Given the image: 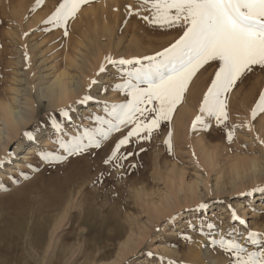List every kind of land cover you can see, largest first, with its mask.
I'll return each mask as SVG.
<instances>
[{
  "label": "rangeland",
  "instance_id": "obj_1",
  "mask_svg": "<svg viewBox=\"0 0 264 264\" xmlns=\"http://www.w3.org/2000/svg\"><path fill=\"white\" fill-rule=\"evenodd\" d=\"M7 1L0 0V67L2 70L0 75V96L2 95L1 97L3 99L4 97L7 98L8 96H11L8 95L10 94V91H7V89L9 88L10 84H12L10 79L14 75L13 73L16 70H18V72H22V70H24V67L22 66L20 67L19 65H16L18 68L17 69L16 66L11 65L12 62L17 59L16 56H18L19 53L16 51L19 41L17 37L14 36V32L12 33V30L16 28V25L19 23V21L16 17H14L12 11H14L15 8L11 9L10 4L12 7L16 6V8H18L17 4L20 2V0H14L15 2H13V0ZM23 2L25 4L24 6L28 7L26 14H28L27 17L29 16L30 19H32V17L35 16L38 11L39 13L44 11L43 15L35 21L36 23L34 22L35 24H31L29 28L24 27L20 30L18 28L17 30H14H19L20 34L23 36L24 33L28 32V34L24 36L25 40L22 39L23 37L21 36V40L24 42H26V39L28 40V38L29 40H37L38 42L44 39V42L40 44L41 47L39 46V49L40 51H43V58H46V60L44 61L45 63L43 62L44 64L39 63V60H42V58L39 54H37L39 56H36L38 59H36L35 65L38 67L34 69V71H37V74H40L41 77H43V74L47 75L48 77L46 76L45 80L41 79L43 81L40 82H45L46 79H50L55 69L58 67L62 68L65 65L71 74H75L77 72L76 69L70 67L67 64V56L70 54V52L72 53V49L75 44L74 42L77 41V39H85L86 41L88 40L85 38L86 35L83 36V34L88 33L89 38L96 42H94L96 45L92 47L90 46L88 51L90 54V60H92L96 66L94 69V74L91 75V81L93 79H100L104 84H111L114 82L111 75L97 76L101 64H107V61L105 60L106 56L112 55L113 59H119L121 57L124 59H130L132 56H151L155 54L156 51H161L164 47H167L175 40V38H178L180 35L179 30H161L149 26L145 21L136 15H126V6L131 5L133 10H135V8L138 6V0H89L88 3L80 7L75 17L68 21L67 36L64 35L63 28H54L50 24L43 23V21L47 19L51 12L55 10L61 0H41L39 4H37V0H24ZM44 6L48 8L44 10ZM32 8L39 9L37 11H32ZM28 11H32L34 15L30 16L31 13L29 14ZM97 11H99V14H97L99 18L95 16ZM101 13L103 15H101ZM86 16H88L87 19H85ZM24 17H26L25 14ZM89 18L91 20H89ZM94 18L96 21L93 20ZM23 20L26 21V18L21 20L22 24L24 23L25 25L26 22H23ZM13 22H16V25L13 24ZM87 22L91 25H88ZM94 22L97 23L95 24ZM101 22L103 23L101 24ZM105 25L109 26H107L109 28L107 32L109 33L102 32ZM96 26L97 30L95 29ZM7 29L11 30L8 31ZM97 31L100 32L101 35L98 34ZM169 35L171 36L169 37ZM28 36L33 37L30 39ZM155 36H158V40L155 38ZM160 36L163 40L159 38ZM109 38L111 41H113L110 42ZM118 39L122 41V43H120L121 47L129 45V42L131 45V42L134 43L133 41L137 40L139 46H142L140 47L142 49L140 51L141 53L137 54L140 56L126 54L121 55L117 53L116 49L113 47ZM87 42L89 44V41ZM98 42L103 44L108 43L106 46L107 48ZM129 49L132 50L133 48ZM93 50H95V52ZM93 52L95 54H93ZM49 57L50 60H48ZM216 67H218L217 64L210 63L209 65L204 66V68L201 69L193 78L192 83L194 84H191L190 89L194 92V95L197 94L196 97H198L190 105V109L193 111H190L189 109V112L186 113V116L187 114L189 116L191 113L190 117L192 118L190 119V125L192 124L191 120L199 112L197 105H200L199 100H202L203 93L207 90L208 85L211 83V77L214 75ZM197 82L198 84L195 85ZM21 84V88L24 87L23 83ZM87 90V93L91 91V94L97 97L99 100L119 102L124 98L122 93L113 91L111 88L106 95L101 94L99 92L98 86L95 85L91 88V90L89 87ZM262 90H264V71H260L259 68H256L252 73L247 74L241 81H239L228 94V128L231 129L232 125H237L234 135L230 141L227 139V133L223 127H218L214 119L209 121L210 128L208 130H204L205 133H207L205 141L207 146L213 147L214 162H212L215 164L213 166L215 169L205 164L203 155L200 153V149H198V143L196 142V146L194 144L196 141L195 139H197V141L199 139V135H197L199 132L197 130H191V126L189 125V129L187 126V131L183 133V137H185L180 143H178L173 138L172 128L170 129L172 133L171 139L173 138L171 141L176 142H173V144L171 142L172 147L171 151H169L164 144V140L168 135L169 128L171 127V125L168 123L167 126L169 127L165 129L166 131L161 130L163 129V124L165 125V123H163L159 129L153 132V139L151 138L150 140H144L138 144L128 146L126 149H122L127 151H133V149H135L139 153L136 156L130 157L127 162H125L124 168L118 169L113 168L111 165L103 164V160L110 153L115 142L122 135L126 134L127 129L124 128H122L119 132L111 133L109 139L102 143L100 149H92L87 154L77 157H70L66 162L58 166L53 167L41 164L38 168L33 167L26 169V175H20V173L16 171L17 167L13 166V161L10 164L5 165L10 167L13 166L12 170L14 172H8L12 174L11 176H9L8 173H5L4 176L0 175V181H2L8 189L7 191L0 190V264H167L169 259L175 260L177 262H183V264H228L229 257L219 248L214 249L212 246L208 245L205 234H196L194 232H190L189 234L193 237L191 241H185L178 235V230H183L185 224L189 220L195 218V213H182V215L178 218V221L173 225H167L165 224V221H167L168 217L172 216L174 213H177L181 209L194 207L195 205L206 201L210 205L207 216L217 224L218 230H227L230 227H234L239 233H243L244 235H246V229L264 233V211L260 212V214L255 212V209L260 207V204H256L260 203L261 201L256 202L252 200L250 196L237 195L238 193L245 192L246 190L252 189L257 185H264V178L253 184L244 182L246 183L244 186L232 188L230 181L232 180L231 176L233 174L229 168V164L235 156H239L244 159L250 158L252 156L262 160L264 159V144L260 142L264 140V121L262 120L264 114L258 113L255 120H253L251 117V109L258 100L259 94ZM75 102L76 101H72L68 103L66 107H63L67 108L71 105L74 109L72 112L73 126H70V132L76 131V128L74 127L75 125L94 126V122L88 119H82L83 117H87L89 113L95 112L96 114L105 115V118H107L106 114L97 105L90 103L85 106L76 104ZM61 107L51 109L47 108V102L44 101L42 106H37L35 117L33 121L30 122L29 129H34L39 122L48 120L50 114L59 118V110L62 109ZM178 107L180 106L178 105ZM176 113H174V115ZM245 121L250 122L252 125L251 129L249 127L243 126ZM80 130H82V128ZM185 133L187 136L184 135ZM212 133L215 136H213ZM159 134L163 136L161 137ZM50 136L54 141L55 137L53 136L49 123V126L46 127V130L40 136L39 143L42 148H57V145L50 140L47 143L48 146L41 142L43 139H48ZM18 138L20 141H22V148L18 150V152H22L25 146L34 145L29 143L22 134H20ZM158 142H160V144ZM144 143L147 144L146 149L144 148ZM141 148L144 149V151H139ZM32 155V159L29 158V161H31L33 165L39 163L36 156H34V153ZM156 156L157 161H154L156 160ZM19 161H21V159ZM154 162L158 163L157 167ZM133 163L136 165V167L129 171L128 165ZM151 163H153V165ZM169 163H174L176 165L177 172L180 170L184 172L185 181H191L193 178H195L196 174L199 173L208 180V184L211 187L214 186L216 174L220 170V172L222 171L221 175H223L222 183L225 184L226 189L222 192L220 191L219 193L212 190L211 193L204 195V197H202L200 200L195 202L181 203L174 207L172 213L167 214L163 218L152 219L150 223V213L148 212L150 209L145 208L148 205H146V203H144V201L141 199L140 201H137L139 197L137 195L135 196L134 194H136V189L139 185V187L145 186L143 189H145L146 193L148 192L147 194L150 200L149 202H151V200L157 202L159 199L158 191L159 193L161 191H165V186L167 187L165 180L166 178L163 173L165 172L164 170L166 169L167 165H169ZM22 169H25V165ZM0 171H3V168H0ZM102 171L105 172V178L103 179V182H99L98 177ZM109 172L111 173L110 175H108ZM65 175H67V177ZM155 175L159 177L157 178ZM84 178H87L88 180L86 179V181ZM78 183L84 186L80 188ZM200 188L204 193V188L202 185ZM257 194L260 193H254L253 195ZM63 195L65 197H63ZM151 196L152 198H150ZM60 197H62V199ZM42 200L44 202H42ZM58 201L61 205H58ZM71 202L73 203V206ZM67 203H70L71 205L69 204L66 209V219L67 216H75L79 211H81L78 208V204H80L84 207V212H82L84 213L86 220L85 223L80 226L74 224L75 222L72 223V226L66 221V219L62 221V227L60 226V228L56 231V233H54L52 237L55 239H60V247L58 248L59 250L56 249L52 254L51 244L48 246L49 231L54 219L62 215V213L65 211ZM239 204L241 205L237 206ZM229 205H231V209L229 208ZM232 209H234L242 219L247 221L246 226H241L238 222L231 220ZM126 216L129 218V220L126 218ZM129 221H134L135 223H131L136 230L138 229L137 232H141L140 240L137 243V247L133 245V250L128 252L123 259H119L116 256L118 251V241L123 239V237L120 236L125 234L128 224L130 223ZM78 227H81L80 231ZM158 227L160 228V231H157ZM106 229L109 231L106 232ZM75 231L78 233L76 234ZM240 238L243 240L242 236ZM81 242H83V245ZM246 246L249 247L250 250H255V248L259 247L253 245ZM149 251L155 253L156 256H147L146 253Z\"/></svg>",
  "mask_w": 264,
  "mask_h": 264
},
{
  "label": "snow or ice",
  "instance_id": "obj_2",
  "mask_svg": "<svg viewBox=\"0 0 264 264\" xmlns=\"http://www.w3.org/2000/svg\"><path fill=\"white\" fill-rule=\"evenodd\" d=\"M41 0H37L39 4ZM89 0H61L54 11L43 21L54 28H63L68 35V21L75 17L80 7ZM126 15H136L149 26L161 30H179L180 35L167 47L151 56L134 57L132 59H113L105 57L107 64H101L97 76L111 75L113 83L104 84L100 79H93L89 89L98 86L101 94H107L109 89L123 94L119 102L99 100L89 91L80 100L79 105L93 103L106 114L89 113L88 119L94 126L75 125L76 131H69L73 126V107L59 110V118L49 115L48 120L41 121L34 129L23 132L24 138L35 145L34 155L39 163L24 161L25 169H16L20 175H26V169L45 166H58L70 157L89 153L92 149H100L102 143L109 139L113 132L127 129L112 147L103 160L104 165L113 168H124L130 157L139 153L122 150L144 140H150L153 132L167 122L169 125L174 113L186 97L187 92L197 73L210 63H215L211 83L203 93L199 112L192 120V130H208L210 120H215L218 127H223L230 141L237 125L228 128V94L234 86L247 74L256 68L264 71V0H138V6L133 10L126 6ZM28 33H24L27 35ZM24 58L28 60L25 51ZM111 70V71H110ZM118 81V82H115ZM259 114H264V90L251 109L253 120ZM53 138L48 139L57 145L56 149L42 148L39 140L49 126ZM245 127L251 129L249 121ZM82 128V130H80ZM171 130L164 144L171 151ZM259 139V138H258ZM264 144V140L260 141ZM144 151V149H139ZM17 153L9 150L0 157V168L10 164ZM136 165H128V170ZM111 173L109 172L108 175ZM11 176V173H8ZM105 172L99 174V182H103ZM0 190L7 191L0 181ZM254 193H264V185L240 192L239 196H252ZM209 203L201 202L194 207L181 209L168 217L165 224L173 225L184 212L195 213V218L189 220L178 235L185 241L193 239L190 232L205 234L206 242L214 249L219 248L228 257V264H264V233L246 229V235L239 233L234 227L218 230L217 224L207 213ZM231 209V205H229ZM231 220L246 226L242 219L232 209ZM160 231V228H157ZM243 237L241 240L240 237ZM246 245L259 246L250 250ZM147 256L155 257L153 252ZM167 264H183L169 259Z\"/></svg>",
  "mask_w": 264,
  "mask_h": 264
},
{
  "label": "bare ground",
  "instance_id": "obj_3",
  "mask_svg": "<svg viewBox=\"0 0 264 264\" xmlns=\"http://www.w3.org/2000/svg\"><path fill=\"white\" fill-rule=\"evenodd\" d=\"M7 1V0H6ZM12 1V0H10ZM24 1V0H23ZM22 0H20V2L17 4L18 8L12 7L11 9L15 8L13 12L14 17L17 18V20L19 21V23L16 22L13 24L16 25V28L12 30V33L14 32V36L17 37L18 39V46H17V52L18 56L17 59L12 62L11 65L16 66L19 65L20 67H24L22 70V72H18V70H16L13 74V76L11 77L10 81H12V84H10L9 88L7 89V91L9 90L11 95L9 98L4 97V99L0 96V157H4L6 155V153L11 150L15 153H17V156L15 157V159L13 160L12 164L13 166L17 167V169H22L24 167V161H29L30 159H32L31 157L33 156L32 154L35 151V145H28L25 146L22 152H18V150H20L22 148V141L19 140L18 136L20 134H23V132L27 129H29V125L30 122L33 121L35 114H36V109L37 106L43 104V102H47V108H63L66 107V105L70 102H74L79 100L80 98H83V96L85 94H87V89L89 87L90 81H91V75L94 74V69L96 68V66L94 65V62L92 60H90V54H89V49L90 46H94L96 45L95 41H93L92 39L89 38L88 33L83 34L86 35L85 38L88 39L87 41L83 39H77V41H75L73 49H72V53L70 51V54L67 56V64L70 67H73L74 69H76V73L71 74L68 71V68L66 67V65L64 67H58L57 69H55L50 77V79H46L45 82H40L45 80L46 76L45 74H43V77H41L40 74H37V71H34V69H36L38 66L35 65L36 64V56H41L42 60H39V63H43L46 58H43V51H40L39 46L42 42H44L43 40H40L39 42L36 41H32L29 40L28 36V40L26 39V42L21 40V36L23 37L22 39H24V36L26 35H21L19 30L21 28H29L31 24H33L36 20H38L42 15L43 12L38 11L35 12L37 14H35V16L32 17V19H30V17L26 14V10L28 7L24 6V2ZM13 2H15L13 0ZM8 3V1H7ZM6 3V4H7ZM5 4V3H4ZM15 4V3H13ZM8 6V4H7ZM6 6V7H7ZM28 6V5H27ZM36 7V6H35ZM44 10L47 9L48 7L44 6ZM96 7V6H95ZM37 8V7H36ZM53 8V7H52ZM106 8V7H105ZM2 9V8H1ZM32 11H37L38 9H34L32 8ZM41 9V8H40ZM97 9V8H96ZM9 10V9H8ZM30 10V9H29ZM94 10V9H93ZM99 10V8H98ZM32 11H28V13L32 16L34 15L32 13ZM49 11V10H48ZM9 12V11H8ZM99 11L96 12V15L98 18L99 16L97 14ZM102 12V11H101ZM24 14L26 15V17H24ZM95 14V13H93ZM104 14V12H103ZM101 13V15H103ZM4 15V14H2ZM107 15V14H106ZM11 16V15H10ZM105 16V15H104ZM3 17V16H2ZM13 17V16H12ZM24 17V18H23ZM88 16H86L85 19H87ZM90 17V16H89ZM94 17V16H93ZM26 21L23 20V22H26V24L24 25V23L22 24L21 20L25 19ZM106 18V17H105ZM104 18V19H105ZM30 19V20H28ZM2 20V19H1ZM89 20H91L89 18ZM94 21L95 18L93 19ZM100 20V19H99ZM103 20V19H102ZM87 21V20H86ZM98 22V21H97ZM96 22V23H97ZM107 22V21H106ZM105 22V24H106ZM36 23V22H35ZM34 23V24H35ZM95 23V22H94ZM95 23V24H96ZM103 22H101L102 24ZM88 25H91L87 22ZM109 25V24H108ZM107 25V26H108ZM86 26V25H85ZM98 26V25H97ZM97 26L95 27V29L97 28ZM105 25V27H101L103 28L102 32L105 33H109L107 32L109 30V26L107 27ZM136 26V25H135ZM17 28L19 29L18 31H14L17 30ZM100 28V26H99ZM135 28V27H134ZM8 30V29H7ZM11 30V29H9ZM8 30V31H9ZM79 30V29H78ZM97 30V29H96ZM95 30V31H96ZM99 30V29H98ZM139 30V29H138ZM93 31V30H92ZM94 31V32H95ZM100 31V30H99ZM88 32V31H87ZM98 32V31H97ZM96 32V33H97ZM142 32V31H141ZM9 33V32H8ZM28 33V32H27ZM83 33V32H82ZM85 33V32H84ZM145 33V31H144ZM10 34V33H9ZM98 34H100V32H98ZM104 34V33H103ZM102 34V35H103ZM175 34V33H173ZM88 35V36H87ZM101 35V34H100ZM136 35V34H135ZM140 35V34H139ZM144 35V34H143ZM6 36V35H5ZM92 36V35H91ZM106 36V35H105ZM171 35H169L170 37ZM13 37V36H12ZM33 37V36H31ZM30 37V39H31ZM109 37V35H108ZM168 37V36H167ZM93 38V37H92ZM155 38H157L158 40V36ZM154 38V39H155ZM161 40H163L161 38V36L159 37ZM16 39V38H15ZM108 39V38H107ZM110 39V38H109ZM120 39V38H119ZM114 44V47L117 51V53L123 55H137L138 53H141L140 51L142 50L138 44L137 40H134L131 45L129 42V45L127 46H122L120 45V43H122L121 40H119ZM176 39V38H175ZM25 40V39H24ZM133 40V37H132ZM160 40V41H161ZM3 41V40H2ZM1 41V42H2ZM12 41V40H11ZM113 41V40H112ZM110 39V42H112ZM165 41V40H164ZM162 41V42H164ZM170 41V40H169ZM5 42V41H4ZM95 42V43H94ZM156 42V41H155ZM17 43V42H15ZM101 43V42H98ZM114 43V42H113ZM125 43V42H124ZM166 43V42H165ZM103 44V43H101ZM112 44V43H110ZM155 44V43H154ZM169 44V43H168ZM108 45V43L103 44V46H105V48H107L106 46ZM123 45V44H122ZM162 45V44H161ZM9 46V45H8ZM149 46V45H148ZM164 46V45H163ZM41 47V46H40ZM97 47V46H96ZM110 47V45H109ZM46 48V47H43ZM48 48V47H47ZM104 48V47H103ZM129 48H133L132 50ZM147 48V47H146ZM42 49V48H41ZM97 49V48H96ZM111 49V48H110ZM44 50V49H43ZM105 50V49H104ZM114 50V49H113ZM25 51H27L28 53V60L26 61L24 58V53ZM95 52V50H93ZM106 51V50H105ZM110 51V50H109ZM156 51V49H155ZM4 52V51H3ZM67 52V53H68ZM93 52V54H95ZM111 52V51H110ZM114 52V51H113ZM145 52V51H144ZM143 52V53H144ZM150 52V51H149ZM157 52V51H156ZM92 53V52H91ZM155 53V52H154ZM39 54V55H37ZM92 54V55H93ZM114 54V53H113ZM16 55V54H15ZM142 55V54H141ZM150 55V54H149ZM154 55V54H153ZM140 56V55H137ZM9 57V56H8ZM93 57V56H92ZM112 57V55H111ZM116 57V56H115ZM119 57V56H117ZM130 57V56H129ZM127 57V58H129ZM136 56H132L130 57V59L134 58ZM11 58V57H10ZM65 58V57H64ZM40 59V58H39ZM126 59V58H125ZM50 60V57L49 59ZM38 62V61H37ZM37 63V64H39ZM45 63V62H44ZM43 63V64H44ZM41 65V64H40ZM2 66V65H1ZM4 66V64H3ZM48 67V66H47ZM51 67V66H50ZM17 68V66H16ZM49 68V67H48ZM5 69V68H4ZM14 69V68H13ZM18 69V68H17ZM40 69V68H39ZM1 70V67H0ZM50 70V69H49ZM6 71V70H5ZM4 71V72H5ZM3 72V73H4ZM8 72V71H7ZM2 73V70L0 72V75ZM40 73V72H38ZM6 74V73H5ZM201 74V73H200ZM22 75V76H21ZM45 75V76H44ZM50 75V73H49ZM3 76V75H2ZM48 77V76H47ZM102 78V77H101ZM198 78V77H197ZM43 79V80H41ZM200 81V79H199ZM40 82V83H39ZM206 82V80H205ZM11 83V82H10ZM21 83H23L24 87L21 88ZM194 83H192L193 85ZM198 84L195 83V85ZM20 85V86H19ZM40 85V86H39ZM39 86V87H38ZM1 89V88H0ZM203 89V88H201ZM194 90V89H193ZM201 91V90H200ZM8 93V92H7ZM3 94V93H2ZM197 95V94H196ZM196 95H194V92L189 88V91L186 94L185 100L179 105L180 107H178L177 109V113L173 116V120L171 121L172 123L170 124L171 127L169 128V130L172 128V133H173V138L180 143L183 138V133L187 131V126H191L190 125V119L192 117H190L191 113L187 114L186 113L189 112V109L191 108L190 105L191 103L197 99ZM5 96V95H3ZM203 96V95H202ZM245 99V98H244ZM113 101V100H112ZM116 101V100H115ZM201 100H199L200 102ZM242 101V100H241ZM197 102V101H196ZM243 102V101H242ZM241 102V103H242ZM246 102V101H245ZM244 103V102H243ZM198 104V103H196ZM194 105V104H193ZM244 105V104H243ZM189 106V107H188ZM199 108V105H197ZM46 107V106H45ZM93 107V106H92ZM231 107V106H230ZM237 109V107H236ZM83 111V110H82ZM190 111H193L190 109ZM85 112V111H84ZM97 112V111H96ZM195 118V117H194ZM193 118V119H194ZM192 119V120H193ZM191 120V121H192ZM262 120L264 121V117L262 118ZM261 124V123H260ZM264 124V123H263ZM93 126V125H92ZM188 126V129H189ZM167 127V122H165V125L163 124V129L161 130H165ZM192 130V127L190 128ZM166 131V130H165ZM196 131V130H195ZM199 132V139L197 141V139H195L196 141L194 142L195 146L197 145L196 142L198 143V149H200V153L203 155V159L204 162L207 166H210L213 168V166L215 165L213 162V156H214V152H213V147H209L206 145V141L205 138L207 136V133H205L204 130L202 129H198L197 130ZM162 132V131H161ZM165 133V132H164ZM188 133V132H187ZM192 133V132H191ZM190 133V134H191ZM195 134V136H196ZM213 134V133H212ZM161 136V134H159ZM186 135V133L184 134ZM156 136V135H155ZM163 136V135H162ZM161 136V137H162ZM187 136V135H186ZM190 136V135H189ZM192 136V135H191ZM213 136H215L213 134ZM24 137V136H23ZM157 137V136H156ZM155 137V138H156ZM194 137V136H193ZM154 138V139H155ZM172 138V139H173ZM215 138V137H214ZM153 139V138H152ZM161 139V138H160ZM171 139V140H172ZM186 139V138H185ZM157 140V139H155ZM192 140V139H191ZM212 140V139H211ZM210 140V141H211ZM173 141V142H176ZM193 141V140H192ZM41 142L45 143V145H47V143L49 142V139H43ZM152 142V141H151ZM156 142V141H155ZM162 142V141H161ZM172 142V141H171ZM172 142V144H173ZM209 142V141H208ZM207 142V144H208ZM42 143V144H43ZM147 143V141H146ZM146 143L145 144V149H146ZM154 143V142H153ZM160 144V142H158ZM157 143V144H158ZM177 143V144H178ZM143 144V145H144ZM150 144V142H149ZM188 144V143H187ZM154 145V144H153ZM175 145V143H174ZM180 145V144H178ZM190 145V144H189ZM48 146V145H47ZM45 146V147H47ZM152 146V144H151ZM157 147V146H156ZM167 147V146H166ZM150 148V146H149ZM155 148V147H154ZM182 148V147H181ZM148 149V147H147ZM159 149V148H158ZM161 149V148H160ZM156 150V149H155ZM100 151V150H99ZM103 151V150H102ZM158 151V150H157ZM156 151V152H157ZM109 152V151H108ZM162 152V151H161ZM167 152V151H166ZM173 152V151H172ZM158 154V153H157ZM161 154V153H160ZM163 155V154H162ZM176 155V154H175ZM19 156V157H18ZM35 156V155H34ZM105 156V155H104ZM158 156V155H157ZM157 156H156V160L157 161ZM166 156V155H165ZM30 158V159H29ZM161 158V157H160ZM21 159V161H19ZM213 161V162H212ZM161 162V161H160ZM164 162V160H163ZM168 162V161H167ZM203 162V163H204ZM155 163V162H154ZM153 165V163H151ZM158 163H155L156 167H157ZM160 164V163H159ZM167 165V164H166ZM13 166H5L3 167V171H0V175H5V173L7 174L8 172H12V167ZM165 166V165H164ZM155 167V166H154ZM229 168L232 171V180L230 181V185L232 188H239L244 186L246 183H256L258 182L260 179L264 178V159H259L255 156H252L250 158L244 159L241 158L239 156H235L232 160L231 163L229 164ZM153 169V168H152ZM156 169V168H155ZM177 167L174 163H169V165H167L166 169L163 171L164 175H165V180H166V184L167 187L165 186V191H161L159 194V199L156 201L151 200V202H149V197H148V192H145V189H143V187L145 186H141L136 189V194H134L135 196L137 195L139 197V199H137V201H140V199L142 201H144V203H146V205H148L147 209H150L148 212L150 213V223L152 221V219H158V218H163L164 216H166L167 214L172 213V210L174 209L175 206H178L181 203H188V202H195L197 200L202 199V197H204V195L209 194L212 192V190L214 192H222L224 191L225 188V184L222 183L223 179V175H221L220 170L217 172L216 174V178H215V184L213 187H211L208 184V180L203 177L202 175H200L199 173L196 174L195 178H193L191 181H185L184 178V172L180 171H176ZM215 169V167L213 168ZM155 171V170H154ZM153 171V172H154ZM14 172V171H13ZM160 174V173H159ZM157 175V174H156ZM155 175V176H156ZM67 177V175H65ZM153 176V175H152ZM154 176V178H155ZM65 177V178H66ZM69 177V176H68ZM82 177V176H81ZM157 177V176H156ZM159 177V176H158ZM157 177V178H158ZM64 178V179H65ZM156 178V179H157ZM85 179V178H84ZM87 179V178H86ZM85 179V180H86ZM144 179V178H143ZM88 180V179H87ZM86 180V181H87ZM109 180V179H108ZM69 181V178H68ZM156 181V180H155ZM239 181V182H238ZM77 182V181H76ZM79 182V181H78ZM89 182V181H88ZM228 182V181H226ZM246 182V183H244ZM64 183V182H63ZM67 183V182H66ZM68 184V183H67ZM79 184V183H78ZM77 184V185H78ZM83 184V183H81ZM128 184V183H127ZM165 184V185H166ZM66 185V184H64ZM80 185V184H79ZM105 185V184H104ZM120 185V184H119ZM144 185V184H143ZM203 186L204 188V193L201 191L200 186ZM228 185V184H226ZM229 185V186H230ZM67 186V185H66ZM70 186V185H69ZM68 186V187H69ZM76 186V185H75ZM84 185H80L79 187H83ZM99 187V186H98ZM108 187V186H107ZM130 187V185H129ZM135 187V186H133ZM137 187V186H136ZM59 188V187H58ZM66 188V187H65ZM86 188V187H84ZM229 188V187H227ZM69 189V188H68ZM134 189V188H133ZM60 190V189H59ZM78 190V189H77ZM62 191V190H61ZM115 191V190H114ZM118 191V190H117ZM65 192V191H64ZM153 192V191H151ZM154 193V192H153ZM40 194V193H39ZM45 194V193H44ZM59 194V193H58ZM66 194V193H65ZM70 194V193H69ZM118 194V192H117ZM151 194V193H150ZM149 194V195H150ZM41 195V194H40ZM39 195V196H40ZM47 196V195H46ZM55 196V195H53ZM58 196V195H57ZM72 196V195H71ZM77 196V195H76ZM153 196V195H152ZM152 196L150 198H152ZM157 196V195H156ZM155 196V197H156ZM34 197V196H33ZM45 197V196H44ZM49 197V196H48ZM63 197H65L63 195ZM67 197V196H66ZM36 198V197H35ZM41 198V197H40ZM59 198V197H58ZM62 199V197H60ZM71 198V197H70ZM81 198V197H80ZM97 198V197H96ZM108 198V197H107ZM250 198H252V200L254 201H261L260 203L256 204L259 205L260 207H257L255 210V212L257 214H260V212L264 211V204H263V200H264V193H260L257 195H252L250 196ZM106 199V198H104ZM135 199V198H134ZM7 200V199H6ZM32 200V197H31ZM45 200V199H44ZM49 200V199H48ZM54 200V199H53ZM59 200V199H58ZM66 200V198H65ZM103 200V199H102ZM110 200V199H109ZM136 200V199H135ZM155 200V199H154ZM10 201V200H9ZM14 201V199H13ZM41 201V200H40ZM50 201V200H49ZM60 201V200H59ZM58 201V205H61L60 202ZM105 201V200H104ZM39 202V201H38ZM42 202H44L42 200ZM69 202V201H68ZM75 202V201H74ZM79 202V201H78ZM11 203V202H9ZM66 203V202H65ZM101 203V202H100ZM40 204V203H38ZM47 204V203H46ZM54 204V203H53ZM70 203H67L65 211L62 213V215L58 216L56 219H54L52 226L50 228L49 231V237H48V246H52V254L55 252L56 249H58L60 246V239L57 238H52L54 233H56V231L60 228L61 226V222L64 221L66 219V209L68 207ZM72 206L73 203L71 202ZM70 204V205H71ZM263 204V205H262ZM57 205V204H56ZM77 205V204H76ZM75 205V206H76ZM98 205V204H97ZM142 205V204H141ZM145 205V206H146ZM241 204L237 205L240 206ZM42 206V204H41ZM40 206V207H41ZM49 206V205H48ZM65 206V205H64ZM100 206V205H99ZM57 207V206H56ZM63 207V205H62ZM71 207V206H70ZM77 207V206H76ZM149 207V208H148ZM78 208L81 210L77 213V215L75 216H67L66 221L68 223H70L73 226V222H75L74 224H76L77 226H80L82 224L85 223V215H84V207L81 206L80 204H78ZM87 208V207H86ZM62 209V208H61ZM72 209V208H71ZM244 209V208H243ZM32 210V209H30ZM39 210V209H38ZM56 210V209H55ZM99 210V209H98ZM103 210V209H102ZM34 211V210H33ZM44 211V210H43ZM68 211V210H67ZM83 211V212H82ZM109 212V211H108ZM107 212V213H108ZM244 212V210H243ZM40 213V212H39ZM45 213V212H44ZM129 215V214H128ZM148 215V214H147ZM43 216V215H42ZM45 218V217H44ZM47 218V217H46ZM126 218H128L126 216ZM43 219V218H42ZM49 219V218H48ZM106 219V218H105ZM104 219V220H105ZM36 220V218H35ZM129 220V218H128ZM133 220V219H132ZM37 221V220H36ZM45 221V220H44ZM112 221V219H111ZM40 222V221H39ZM49 222V221H48ZM106 222V221H105ZM130 222V223H129ZM128 223V227L125 231L124 235H121L120 237H123V239L121 241H118V251L116 253V256L119 259H123L126 254L128 252H131L133 250V245H135L136 247L138 246V241L140 240V236H141V232H137V230L135 229V227L133 226V222L129 221ZM132 222V223H131ZM138 222V221H137ZM42 223V222H40ZM87 223V222H86ZM90 223V222H89ZM135 223V222H134ZM44 225V224H43ZM70 225V226H71ZM75 225V226H76ZM104 225V224H103ZM111 225V224H110ZM74 226V227H75ZM124 226V225H123ZM45 227V226H44ZM62 227V226H61ZM126 227V226H125ZM138 227V226H137ZM68 228V227H67ZM79 228V227H78ZM81 228V227H80ZM79 228V231H80ZM87 228V226H86ZM100 228V227H99ZM121 228V227H119ZM88 229V228H87ZM93 229V228H92ZM91 229V230H92ZM103 229V228H102ZM83 230V229H82ZM111 230V229H110ZM140 230V229H139ZM143 230V229H142ZM68 231V230H67ZM72 231V230H71ZM84 231V230H83ZM109 231L106 229V232ZM61 232V231H60ZM76 232V231H75ZM78 232H76L77 234ZM103 233V232H101ZM121 233V232H120ZM81 234V233H80ZM112 235V233H111ZM78 236V235H77ZM84 236V234H83ZM57 237V236H56ZM119 237V238H120ZM80 239V238H79ZM82 240V239H81ZM96 241V240H95ZM32 242V241H31ZM97 242V241H96ZM106 242V241H105ZM117 242V241H116ZM25 243V242H24ZM92 243V242H91ZM81 244L83 245V242H81ZM100 245V244H99ZM102 245V244H101ZM109 246V245H107ZM30 248V247H29ZM86 248V247H85ZM106 248V247H105ZM59 250V249H58ZM100 250V248H99ZM113 250V249H112ZM167 250V249H166ZM108 251V250H107ZM32 252V251H31ZM77 252V251H76ZM60 253V251H59ZM59 253H58V257H59ZM56 255V254H55ZM76 255V254H74ZM83 255V254H82ZM57 257V255H56ZM95 257V256H94ZM58 259V258H57ZM92 260V259H91ZM119 261V260H116ZM57 262V260H56ZM115 262V261H114ZM38 263V262H37Z\"/></svg>",
  "mask_w": 264,
  "mask_h": 264
}]
</instances>
